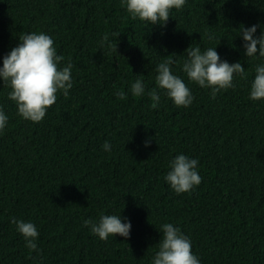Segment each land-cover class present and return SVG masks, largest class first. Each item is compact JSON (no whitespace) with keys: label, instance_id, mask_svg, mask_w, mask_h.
<instances>
[{"label":"trees","instance_id":"trees-1","mask_svg":"<svg viewBox=\"0 0 264 264\" xmlns=\"http://www.w3.org/2000/svg\"><path fill=\"white\" fill-rule=\"evenodd\" d=\"M258 22L264 31V0H187L163 27L131 19L120 0H0V57L25 32L44 31L73 64L69 96L58 94L39 123L19 117L0 84L9 116L0 132V264H149L163 222L190 237L202 264H264V101L248 99L262 61L244 56L236 37L241 24ZM104 32L119 34L117 52L99 46ZM189 44L216 46L248 79L234 77L212 99L184 77L188 108L162 92L156 108L147 95L116 98L140 74L154 88L165 60L183 77ZM177 153L199 161L202 181L191 192L176 194L163 179ZM120 212L132 223L127 240L102 241L83 226ZM13 217L37 226L40 255Z\"/></svg>","mask_w":264,"mask_h":264},{"label":"clouds","instance_id":"clouds-1","mask_svg":"<svg viewBox=\"0 0 264 264\" xmlns=\"http://www.w3.org/2000/svg\"><path fill=\"white\" fill-rule=\"evenodd\" d=\"M187 0H120L131 19L140 20L151 26H165L170 18L171 10L183 9ZM239 28L236 37L241 41L243 55L256 58L262 62L254 67V76L249 82L248 99L264 101V31L261 24L255 23ZM258 28L260 29L257 34ZM119 34L104 32L99 46L117 52ZM208 40L217 39L212 33H206ZM235 37V38H236ZM219 43V42H218ZM216 44V46L218 45ZM215 47L201 49L199 44H189L178 75L172 65L174 60H165L156 65L155 87L147 89L140 74L129 84L126 90H117L114 95L119 100L132 97H144L151 100V107L156 108L161 100V92L177 107L188 108L194 101L191 89L184 81L195 83L202 89H209L210 96L215 99L222 90L234 88V77L247 80L248 73L238 60L230 63L223 59ZM64 56L57 53L53 38L44 31L25 32L18 38L17 44L0 57V84L8 89L7 98L16 106V114L23 120L39 123L45 117L49 107L57 101L58 94L67 98L73 87V64L62 63ZM9 122V116L0 106V132ZM152 139L145 138L142 146H151ZM105 152L112 149L110 142L102 145ZM197 158L177 153L167 161V172L163 179L176 194L193 191L200 185L202 177L198 171ZM10 223L25 241L30 252L40 255L37 245L39 231L31 221L13 217ZM83 226L90 234L102 241L117 235L125 240L130 238L132 223L130 218L119 214H100L98 219H85ZM159 240L156 250L151 255L149 264H202L201 259L192 251V242L180 227L171 222L159 224Z\"/></svg>","mask_w":264,"mask_h":264}]
</instances>
